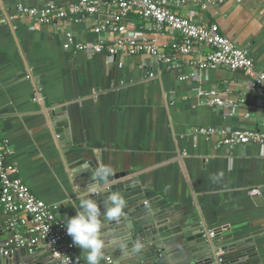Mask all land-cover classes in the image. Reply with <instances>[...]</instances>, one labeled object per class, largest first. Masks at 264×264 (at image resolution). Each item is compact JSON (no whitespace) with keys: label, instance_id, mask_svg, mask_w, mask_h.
<instances>
[{"label":"crops","instance_id":"0c3cea01","mask_svg":"<svg viewBox=\"0 0 264 264\" xmlns=\"http://www.w3.org/2000/svg\"><path fill=\"white\" fill-rule=\"evenodd\" d=\"M76 2L0 0V134L15 150L18 176L66 222L76 214L77 193L83 192L82 185L75 191L69 172L102 162L114 175L128 174L124 184L130 192L123 197L132 206L127 210L137 208L134 216L141 222L172 233L157 243L162 250L154 248L155 264L209 260H196L184 235L185 228L202 224L215 234V247L227 248L223 257L236 261L239 254L243 264H264V146L221 144L223 132L264 133V116L251 110L264 107V92L251 87L241 71H195L183 57L170 67L154 65L147 54L109 58L74 52L66 47L65 32L95 43L94 22L105 17L84 15L64 26H40L16 10L18 5ZM202 2L203 9L188 0L177 11L193 22L218 25L264 70V0ZM136 35L155 40L166 51L178 39L170 30L153 34L150 24L139 25ZM208 51L202 48L192 59L200 60ZM144 64H152L155 78H149ZM211 88L228 105L210 107L195 98L199 90ZM200 127L218 132L203 136L195 132ZM78 175L74 177L83 176ZM95 199L103 211L107 199ZM0 227L2 247L10 234L3 215ZM108 230L102 223L105 255L100 264H129L133 257L126 249L114 254L106 250L114 240L105 237ZM28 249L16 250L12 258L27 259ZM76 250L86 262L82 250ZM32 251L38 260L58 264L45 246Z\"/></svg>","mask_w":264,"mask_h":264},{"label":"built area","instance_id":"2783aa9c","mask_svg":"<svg viewBox=\"0 0 264 264\" xmlns=\"http://www.w3.org/2000/svg\"><path fill=\"white\" fill-rule=\"evenodd\" d=\"M194 1L196 9L205 7L203 0ZM187 3L188 0H78L66 6L18 5L16 10L22 18L33 19L40 26H64L66 22L84 15L105 17L94 22L92 31L99 37L95 43L80 42L71 31L65 32L66 47L74 52H84L91 57L106 54L109 58H132L147 54L154 65L170 67L178 66V58L183 57L195 71H241L251 87L264 92V70L257 65L251 52L238 48L222 35L218 25H202L179 14L177 10ZM142 24H150L153 34L170 30L178 39L167 51L161 49L155 40L136 35L137 28ZM206 47L209 51L202 59H192L197 51ZM143 66L148 70L149 78H155L152 64ZM118 68H123V63H118ZM195 98L210 107L228 105L217 88L201 89ZM251 110L258 116H264L263 106ZM195 132L213 136L218 130L200 127ZM223 134V145L264 146V133L256 130L239 129ZM14 155V148L0 134V215L5 217L6 229L10 232L5 244L0 247V258H9L20 248L27 247L32 252L43 245L58 264H86L77 253L72 237L67 234L66 222L59 216L57 208L40 199L18 176ZM209 237L213 239L215 234L209 233ZM221 263L222 259L219 258L213 264Z\"/></svg>","mask_w":264,"mask_h":264},{"label":"water","instance_id":"95a60500","mask_svg":"<svg viewBox=\"0 0 264 264\" xmlns=\"http://www.w3.org/2000/svg\"><path fill=\"white\" fill-rule=\"evenodd\" d=\"M38 88H40L38 86ZM40 107L47 113L46 108L43 104H40ZM68 134V131L65 132ZM95 167L93 164H88L87 167L79 168L78 172H69L71 176L72 183L75 187V191H78V187H87L92 183V174L95 171ZM85 170V171H83ZM77 174L83 175L81 178H76ZM76 176V177H74ZM128 178V174H116L109 178V181L106 185H104L102 191L97 195L100 198H106L110 192L112 191H119L122 196L128 194L130 192L129 186H126L124 183ZM83 194V192H82ZM130 202L126 203V206L123 210L124 215L120 217L118 221H106L104 220L103 225L108 226V233L105 235L106 238H113L114 240L111 242L110 245L107 246L106 250L110 253H115L122 251V249H126L128 255H131L132 260L129 264H155L156 252L154 248L162 250L157 243H163L166 239H170L172 236L171 234H165L166 231L164 230H154L152 229L151 224H145L141 222L142 218H136L134 215L138 212V209L135 208L134 210H127L128 207L132 206L129 204ZM132 203V202H131ZM137 201L134 202V204ZM135 217V218H134ZM2 229V227H0ZM184 232L185 239L187 240V246L192 252L193 256L196 260L201 257L204 259L209 257V260H203V262L199 264H213L222 259L221 264H243L244 260H239L240 256L235 255L236 261L231 259L230 257H223L224 250L227 248H220L215 247L213 244L212 239L209 237V232L206 230L205 226L196 225L194 228H185ZM174 231V230H173ZM175 230L174 232H176ZM190 231V232H188ZM8 239V238H7ZM139 243L140 247L138 251L133 252L132 248L136 243ZM34 251H30L28 249V258L20 260L17 256L16 257H9L5 258L4 262L1 264H53L51 262H43L38 260L37 257L33 254ZM130 257V256H129ZM211 257V258H210ZM108 259H110L108 257ZM154 259V260H153ZM234 262H233V261ZM119 260H115L112 262L113 264H118Z\"/></svg>","mask_w":264,"mask_h":264},{"label":"clouds","instance_id":"9594fccd","mask_svg":"<svg viewBox=\"0 0 264 264\" xmlns=\"http://www.w3.org/2000/svg\"><path fill=\"white\" fill-rule=\"evenodd\" d=\"M113 175L110 165L99 163L92 174V183L83 189L82 195L77 193L79 203L74 207L76 214L66 219L67 234L72 237L73 244L82 250L86 264H100L105 255L101 217L106 221H118L124 215L126 201L119 191L108 194L103 211L95 199ZM139 247L137 242L132 251H138Z\"/></svg>","mask_w":264,"mask_h":264}]
</instances>
